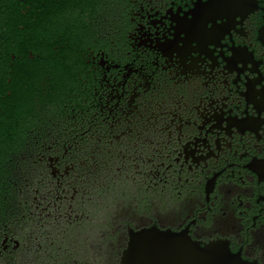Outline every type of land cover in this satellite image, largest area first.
Masks as SVG:
<instances>
[{"label": "flooded vegetation", "instance_id": "obj_1", "mask_svg": "<svg viewBox=\"0 0 264 264\" xmlns=\"http://www.w3.org/2000/svg\"><path fill=\"white\" fill-rule=\"evenodd\" d=\"M170 5L16 0L4 6L5 60L12 51L23 61L31 48L35 59L54 66L45 83L18 85L14 98H3L11 132L22 133L9 156L22 154L27 164L24 219L43 230L60 228L79 220L76 205L94 199L109 208L117 203L109 194L114 188L125 205L130 190L135 202L118 203L113 231L105 234L117 264L130 232L153 226L173 232L186 217L178 228L193 235L191 218L211 222L195 242L223 244L244 261L264 264V88L258 87L264 60L237 72L222 67L219 56L177 52L182 42ZM25 20L31 39L16 27ZM254 35L247 46L259 49L264 30ZM240 43L247 42L232 41ZM39 235L47 246V233ZM17 246L3 233L0 257L14 255Z\"/></svg>", "mask_w": 264, "mask_h": 264}, {"label": "snow or ice", "instance_id": "obj_2", "mask_svg": "<svg viewBox=\"0 0 264 264\" xmlns=\"http://www.w3.org/2000/svg\"><path fill=\"white\" fill-rule=\"evenodd\" d=\"M14 2L16 0H0V114L3 112L5 95L14 98L18 85L22 86L25 83L31 85L33 81L36 84H43L54 71V66L43 62L42 57L39 60L35 59L31 48L26 50L23 61L19 60L17 54L12 51H9L5 60L3 8L6 4ZM26 2L74 5L105 3L107 0H26ZM172 4L175 5L174 7L170 5L174 14L175 36L182 42V47L177 48V52L207 53L212 56L213 61L219 56L226 60V65L222 67H227L229 71L235 69L237 72H243L244 66L249 65L253 60H264V44L259 49L247 46L255 38L254 33L257 29L260 37L264 30V0H172ZM26 25L27 20L20 22L16 27L22 31L25 39H31ZM237 39L247 43L233 45L232 41ZM172 43L175 44V41ZM5 63L9 67L7 76H5ZM6 83L9 85L7 88H5ZM258 87L264 88V84ZM152 174L155 175L154 170ZM75 192L76 189L73 187L70 195ZM185 219L187 217L177 222V228L172 230L176 232L175 235L163 230L156 233L151 239L154 249L161 256L174 257L179 253L187 264H230L227 249L194 242L196 235H200L203 229L211 227V222L204 223L195 217L191 218L195 233L193 235L188 232L187 226L179 230V224H184ZM138 222L147 223L144 220ZM162 222L172 221L162 220ZM136 235H139V232H136Z\"/></svg>", "mask_w": 264, "mask_h": 264}, {"label": "rangeland", "instance_id": "obj_3", "mask_svg": "<svg viewBox=\"0 0 264 264\" xmlns=\"http://www.w3.org/2000/svg\"><path fill=\"white\" fill-rule=\"evenodd\" d=\"M20 159V165L15 166L13 174L19 180L17 187H20L23 194H26L24 172L27 164L24 163L22 154ZM109 194L111 201L113 196L117 198L115 199L116 204L108 200L109 208L101 205L106 203L104 200L97 204V200L94 199L90 205L83 207L76 205L74 214L80 218L71 224H62L60 228L63 230V234L60 233V228H56L54 225L47 226L43 230L34 223V220L24 219V209L19 217V222L12 223L8 232L11 237L18 241L16 248L19 251L12 256L0 257V264H75L76 262L78 264H117V258L113 255V251H111V255L109 253L112 248L110 245L112 241L105 240L107 238L105 234L113 231L114 220L112 218L115 213L121 210V207L132 206L135 202V196L132 191L127 190L126 203L122 205L116 188L112 189ZM118 203L122 206L120 207ZM158 210L163 211V209ZM140 212L142 209L134 210V213ZM45 232L48 236L47 246L42 243L40 239L43 237L40 238L39 235ZM28 234H32L30 243L27 241ZM93 237L95 250L89 245L90 238ZM112 238L111 240H113ZM50 243L51 245H49ZM27 244H30V248L33 249L29 256L25 255L23 251L27 248ZM104 252H106L105 255Z\"/></svg>", "mask_w": 264, "mask_h": 264}, {"label": "trees", "instance_id": "obj_4", "mask_svg": "<svg viewBox=\"0 0 264 264\" xmlns=\"http://www.w3.org/2000/svg\"><path fill=\"white\" fill-rule=\"evenodd\" d=\"M5 40L7 33L4 31ZM38 51V50H36ZM39 52V51H38ZM7 108V107H6ZM10 113L0 114V239L3 233L9 232L12 223L19 222L24 210V194L21 195L18 181L13 174L15 166L20 165V156H9L12 150L21 145L19 132H11Z\"/></svg>", "mask_w": 264, "mask_h": 264}, {"label": "water", "instance_id": "obj_5", "mask_svg": "<svg viewBox=\"0 0 264 264\" xmlns=\"http://www.w3.org/2000/svg\"><path fill=\"white\" fill-rule=\"evenodd\" d=\"M161 230L153 226L150 228H142L135 232H130L129 241L126 250L121 257V264H187L182 259L181 254L177 253L174 257L161 256L151 244L152 237ZM139 232V235H136ZM165 232H171L166 230ZM175 235L176 233H173ZM195 242V241H194ZM198 243V242H195ZM199 244V243H198ZM227 249L230 258V264H251L241 259L238 254L232 253L226 245L210 244Z\"/></svg>", "mask_w": 264, "mask_h": 264}]
</instances>
